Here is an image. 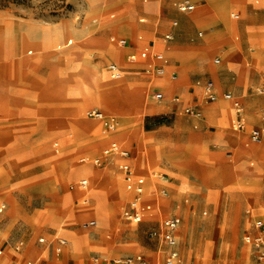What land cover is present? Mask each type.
<instances>
[{"label":"rangeland","instance_id":"rangeland-1","mask_svg":"<svg viewBox=\"0 0 264 264\" xmlns=\"http://www.w3.org/2000/svg\"><path fill=\"white\" fill-rule=\"evenodd\" d=\"M174 1L158 0L159 13L149 16V23L140 24L143 0H0V204H6L0 214V248L5 250L0 264H94L95 259L99 264H114V260L128 257L142 264H153V260L165 264L164 253L171 248L162 242L160 227L172 214L182 218L176 264H262L246 238L256 237L259 223L264 224V142L255 145L249 138L253 129L264 128V0H200V5L209 2L210 7L204 13L198 7L186 16L189 18H182L185 29L192 24L200 27L177 37L176 45L189 46L190 38L205 31L199 44L208 41L210 57L199 63L206 62L218 71L216 77L195 64L188 71L191 76L179 85L193 90L195 79L204 76L198 102L203 116L200 121L169 108V91L175 87L170 79L155 81L165 92V101L159 103L145 83L147 75L112 81L106 74L116 61L131 65L117 50L122 51L118 45L122 36H135V25L139 32L159 27L161 35L177 21L181 26L179 16L185 14L173 7ZM169 11L170 18H165ZM232 15H238L237 19ZM122 18L133 24L119 21ZM132 25L134 29H130ZM113 27L120 28L117 37H112ZM216 30L226 31L210 38ZM68 40L74 41L71 47L56 50ZM102 41L117 48L106 47L111 59L105 55ZM88 42L94 46L89 48ZM234 46V56L224 57V51ZM204 49L195 46L189 51ZM39 55L61 58L65 66L54 73L53 67L40 65L36 60ZM14 58L30 62L26 83L18 78L26 64H12ZM216 58L219 65L214 64ZM83 71L89 77L96 74L105 97L114 98L116 112L109 114L104 108L109 105L81 98L76 80ZM11 73L19 82L10 86V102L6 87ZM57 73L63 80L74 81L73 86L59 82ZM210 81L220 96L215 103L203 102ZM73 89L77 100L70 93ZM227 92L238 96L244 105L243 129L237 128L236 112L223 98ZM175 94L181 99L180 109L196 104L191 101L194 95L187 100ZM143 96L145 102L140 104ZM223 104L227 106L223 108ZM90 108H100L115 120L114 134L108 133L102 121L85 116ZM220 108L221 113L217 112ZM155 113L157 116H150ZM65 116L80 136L70 133ZM88 122H97L95 132L86 134ZM233 131L246 133L247 142L239 144L241 138L236 142L228 138ZM111 142L131 151L130 162L141 171L158 173L152 176L153 190L147 183L144 193L154 203L153 219L129 224L118 216L131 193L124 190L118 177L122 158L104 155ZM169 144L181 146L173 153L171 164ZM169 178L172 190L164 196L161 190ZM83 180L88 181L85 187ZM67 193L70 196L64 207L56 211ZM187 197L192 206L185 204ZM91 221H96V227L86 229L85 224ZM155 232L157 235L151 236ZM40 238H45V243L40 244ZM62 239L69 245L57 256L56 247ZM19 241L25 244L22 253L14 249Z\"/></svg>","mask_w":264,"mask_h":264},{"label":"crops","instance_id":"crops-1","mask_svg":"<svg viewBox=\"0 0 264 264\" xmlns=\"http://www.w3.org/2000/svg\"><path fill=\"white\" fill-rule=\"evenodd\" d=\"M92 1H99V0H92ZM183 1H188V2H190L192 5H194L195 6V9L193 10V11H191V12H182V11H179V12H181L182 14H185V16H179V18L181 19V26L179 25V22L177 21V22H175L176 24L174 25V26H172L171 27V29H169L168 31H166L165 33H163L162 35L159 33V27H151V29H150V31H147V32H145V31H141V32H139V30H138V28H137V26L135 25V29L137 30V32H136V34H135V36L133 37V38H127V37H121L120 39H119V42H118V45H119V47H120V49L122 50V51H120V50H117V48H115L114 46H113V43H111L110 41H109V44H112V45H108V44H106L104 41H102V46H103V51H104V53H105V55H107L108 56V58H110V56L107 54V51H106V47L107 46H110V47H113L114 49H116L117 51H119V52H121V54L123 55V58H125V60H127L128 62H129V64H131V65H129V66H122L123 64L121 63V62H117L116 61V63H112V64H110L108 67H107V69H106V74H107V76L109 77V79L110 80H112V81H120V80H127V76H130V75H141V74H143V75H147V77H148V79L146 80V82L145 83H148L150 86L148 87L149 89H152L153 90V94H152V99L153 100H155L156 102H159V103H162V102H164L165 101V92H164V87L163 86H161V85H159V84H156L155 83V81H156V79L157 78H161V77H165V78H167V79H170L173 83H175V87L173 88V89H171L170 91H169V95L171 94V96L169 97V108H177L178 109V111L180 110V113L181 114H186V115H189V116H191V117H193V118H195V119H197V120H202V118H203V116H202V110H201V105H199L198 104V102L200 101V92H201V89H202V81H203V78H204V76H198L197 77V79H195V77H193V79H195L196 81H195V83H196V88H194L193 90H186L185 88H179V85H182V84H184L185 82H186V80H187V77L188 76H191L190 74H188V71H190V69L195 65V64H198V65H200V66H202L201 68L202 69H204L205 71L207 70V71H209V72H211L214 76H216V77H218V71L217 70H215V69H213L211 66H209L206 62H203L202 64H201V62L199 63V61H201L202 59H206V58H208V57H210V55H209V48H210V46H209V44L205 41V42H203V43H201V44H199L202 40H204L203 38H204V36L206 35V33H205V31H199L198 33H197V35L195 36V37H193V38H190L189 39V43H190V45L189 46H183V45H180V46H177L176 45V40H177V37H179V36H188L190 33H192L193 31H194V28H198V27H200V26H198V25H196V24H192L191 26H190V29H185V27H184V25H183V22H182V18L183 17H185V18H189L190 16L189 15H191L192 13H194L197 9H198V7L200 8V10H201V12L202 13H204V10L206 9V7L207 8H209L210 6H209V2H208V4L207 5H200V0H175L172 4H173V7L174 8H176L177 9V3H179V2H183ZM231 1L232 0H230V3H231ZM143 2L145 3V4H143V5H141L140 7H139V10H140V12L141 13H143V17H141L140 19H139V23L140 24H147V23H149V21H150V19H149V16H152V15H156V14H158L159 13V2H158V0H151L149 3H148V0H143ZM178 10V9H177ZM161 16V14H159V17ZM186 16H189V17H186ZM216 16H217V14H216ZM112 18H114V15H112L111 16ZM237 17H238V15H232V19H237ZM165 18H170V11L166 14V16H165ZM217 19H218V17H217ZM119 21H121V22H128V23H132V22H130V21H128L127 20V18H122V19H120ZM218 21H219V19H218ZM218 23H220V22H218ZM133 24V23H132ZM216 25V24H215ZM214 25V26H215ZM214 26H212V28L214 27ZM130 27V29H134V26L132 25V26H129ZM212 28H210V29H212ZM118 29H120V28H118ZM118 29L116 28H114L113 27V31H112V33H114L115 35H112V37H117L118 35L116 34L117 33V31H118ZM60 35H62L61 34V32H60V30L58 29V30H56ZM226 30H216V31H213L212 33H211V36H210V38H215V37H218L220 34H222L223 32H225ZM167 34H171L172 36H173V39L171 40V41H169V43H167L166 41H165V36L167 35ZM228 34V33H227ZM63 36V35H62ZM45 39V38H44ZM121 40H125L126 42H127V44L126 45H124V46H122L121 44H120V41ZM44 41V40H43ZM42 43V42H41ZM41 43H39V44H41ZM73 43H74V41L73 40H68L67 41V43L65 44V45H63V46H61V47H58L56 50H63V49H67V48H69V47H71L72 45H73ZM89 43V45H88V47L90 48V47H92V46H94V44H90V42H88ZM38 44V45H39ZM195 46H198V47H200L201 49L202 48H205L204 50H203V52L202 51H200L199 53H190V48H192V47H195ZM88 47L86 48V49H88ZM148 50V51H147ZM228 50V51H227ZM43 51H45V50H43ZM226 51L227 52H229L228 54L226 53ZM42 52V51H41ZM154 52H160V53H163L164 55H165V58H166V60H167V63L165 64V72L163 73V74H158L157 73V71H156V68H157V66L158 65H160V63L158 62V61H156V59L153 57V53ZM235 52V46H234V49L233 50H229V49H226L225 51H224V57H226V58H232L234 55H233V53ZM144 53H146L147 55L146 56H143V54ZM212 53V52H211ZM29 56H31V55H33V51H28V53H27ZM40 54H42V53H40ZM214 53H212L211 54V56L213 55ZM171 57H173V58H175V61H174V59H171ZM111 59V58H110ZM36 60L40 63V65L41 66H51V67H53L54 69H55V71H54V73H56V72H58V69H59V67H61V66H63L64 64L63 63H61V58L60 59H56V60H50L49 58H48V55H39L38 56V58H36ZM217 60H219V63H216V61ZM14 61H16L17 62V64L20 62L21 63V66H23L24 64H26V66H25V70L23 71L22 70V72H21V74H20V76H18V78H19V81H22L23 83H26V81H27V78H28V69L30 68V62L28 61V60H17V59H15L14 58V60H12L11 61V63L13 64V62ZM261 62H262V60H260ZM228 62V61H227ZM221 63V61H220V59L219 58H216L215 60H214V64L215 65H219ZM116 65V66H118L119 67V69L121 70V72H122V76L120 77V78H118V79H113L112 77H111V72H110V70H109V67L111 66V65ZM122 64V65H121ZM65 66V65H64ZM228 66H229V63H228ZM228 72L229 73H233V70H229V67H228ZM165 74V75H164ZM234 74V73H233ZM235 76H236V74H234ZM225 76H227V75H225ZM57 80L59 81V82H61V81H63V82H65L66 80H63L62 78H59L58 77V73H57ZM17 79H16V76H15V74L14 73H11V82H10V84H8V87H6V88H8V90H9V95H10V99H9V101L11 102V100H12V94H11V92H10V90H11V88L12 87H10L11 86V84H13V83H16V82H19ZM213 82V81H212ZM66 83H68L69 85H72L73 86V84H74V81L72 82V81H66ZM214 83V82H213ZM236 83H237V85H239V81H238V78L236 77ZM66 86H67V84H66ZM134 88V90H136V86H133ZM205 87H206V85H205ZM214 87H215V89H214V91H215V93L218 95V100H219V93L217 92V90H216V86H215V83H214ZM74 88V87H73ZM75 91H77V90H75V89H73L70 93L72 94V92H73V95L75 96L74 97V99L76 98V100H77V98H79V96L75 93ZM5 93V91L3 92V94ZM69 93V94H70ZM157 93H161V94H163V99L162 100H160V101H158V100H156L155 98H154V96L157 94ZM175 93H179V94H181L182 96H185L186 98H187V100L192 96V95H194L192 98H191V101H192V103H196V104H194V105H188V106H186V107H184V108H182V109H180V106H181V99H180V97H179V95H177V94H175ZM227 93H231V92H227ZM5 94H7V93H5ZM224 94H226V93H224ZM224 94H223V98H224ZM232 94V93H231ZM237 100H239L241 103H242V101L240 100V98L238 97V96H236V95H234V94H232ZM174 96V97H173ZM204 99H203V102H205V103H208V102H210V101H208L207 100V98H206V95H205V88H204ZM173 97V99L171 100V98ZM102 98V99H101ZM88 100H89V98H88ZM90 100H98V102H100L103 106H104V104H108L110 107L109 108H107V107H105L104 106V108H105V110H106V112L107 113H109V114H112V113H114V112H116V109H115V107H114V99H111V98H109V97H103V96H101L100 98H97V99H90ZM217 100V101H218ZM224 100H226L225 98H224ZM217 101H215V102H217ZM226 101H228V102H230L231 104H232V106H233V108H234V110H235V107H234V104H233V102L232 101H229V100H226ZM9 102V103H10ZM140 104L141 103H143V102H145V97L143 96V98H141L140 99ZM215 102H212V103H215ZM242 105H243V103H242ZM243 107H244V105H243ZM187 108H194V109H196L197 111H199L200 113H201V115L200 116H194V115H190V114H187L186 113V109ZM96 108H90V109H87L86 110V112H85V116L86 117H88V118H90L89 116H88V113L91 111V110H95ZM75 110V112H76V109H74ZM96 110H100V111H102L104 114H105V112L102 110V109H100V108H97ZM154 110L157 112L158 111V109H157V107H154ZM208 111V110H207ZM220 111V112H219ZM221 111H222V109L220 108L217 112H219V113H221ZM209 112H211V111H209ZM235 112H236V110H235ZM77 113V112H76ZM215 114V113H214ZM106 115V114H105ZM245 111H244V113H243V119H244V121H246V118H245ZM108 116V115H107ZM150 116H157V114L155 113V114H152V115H150ZM65 118H66V120H67V122H65L67 125H66V127L69 129V131H70V133L71 134H73L74 136H76V137H78V136H80V135H78V134H76V133H74L73 131H72V124H71V122L67 119V117L65 116ZM93 119V118H92ZM94 120H97V119H94ZM236 120H237V114H236ZM86 121V120H85ZM87 122V121H86ZM97 122H100V120H97ZM97 122L96 123H90V122H88V123H90V124H87L86 125V131L88 132V133H86V134H89V133H91V132H95L96 130H97V126H96V124H97ZM256 129H261L260 127L259 128H256ZM24 130L25 129H23L22 131L24 132ZM254 130V129H253ZM26 131V130H25ZM107 131H108V133H112V134H114L115 133V131L114 132H112V131H110V130H108L107 129ZM233 132H235V133H230L229 134V136H228V138H231L232 140H234L235 141V139H237V138H241V141H239L238 143L240 144L241 142H244V141H246L247 142V134L246 133H243V132H238V131H233ZM252 132V131H251ZM251 132H250V134H249V138H250V141L253 143V144H255V145H261V144H263V142H264V140L261 142V143H254L253 141H252V139H251ZM238 133H240V134H242V137H236L235 135L236 134H238ZM83 135H85V134H83ZM82 136V135H81ZM115 139V138H114ZM191 139V138H190ZM189 139V140H190ZM199 144H201V142H200V140H198L197 138H194ZM116 140V139H115ZM114 141V140H113ZM236 142V141H235ZM111 144H112V142H111ZM119 147V150H120V152L121 151H127V152H130V154H132V156L130 157V159L128 160V161H125L124 159H121L122 161H123V164L125 163V162H129L130 163V165L133 167V169H134V171H135V173H136V175L138 176V177H143L145 180H146V186H147V183H150V186H151V188H152V190H153V180H152V176H157L158 175V173L156 172V173H154V174H150L148 171H141L140 169H138L137 167H136V164H132L131 162H130V160H132L133 159V153L131 152V151H129V150H127V149H124V148H121L120 146H118ZM180 147V148H179ZM245 147H249V145L247 144ZM179 149H181V146H174V145H170L169 144V152H171V154H169V157L171 158L170 160H169V164H171V163H173V156H174V154L173 153H175L177 150H179ZM199 150H197V152H198ZM197 152H195V153H197ZM243 156V155H242ZM109 157V156H108ZM244 157H250V156H244ZM122 164V165H123ZM121 165V166H122ZM119 171H120V173H119V176L118 177H120L121 178V180H122V182H123V185H124V190L127 192V190H126V187H125V181H124V174H123V172H122V170H121V167H120V169H119ZM148 175H149V178H148ZM114 179V178H113ZM113 179L112 180H110L108 183L110 184V186H111V182L113 181ZM119 179V178H118ZM164 179V178H163ZM171 179L172 178H169L168 180H166L167 181V184L169 185V187H168V185H163V189L161 190V192L163 191V190H166L167 192H168V190H169V192H170V190H172V183H171ZM84 181V180H83ZM82 182V181H81ZM88 182V181H87ZM82 185V184H81ZM170 185H171V187H170ZM83 186V185H82ZM87 186V185H86ZM145 186V189L147 190V187ZM83 187H85V186H83ZM168 192V193H169ZM131 193V192H130ZM68 196H70V194H65L64 196H63V198L61 199V204L60 205H58V206H55V209H56V211L59 209V208H62V207H64V203H65V201L67 200V197ZM134 196V194L133 193H131V197L129 198V201L132 199V197ZM77 197H79V196H77ZM149 195L147 196H145V194H144V199H145V201H147V202H149V203H151V205H152V208H153V201H151V200H149ZM76 197H74V199H75ZM73 199V200H74ZM184 202H185V204H187V205H190V206H192V203H191V200H190V198L189 197H187V198H185V200H184ZM127 206H128V204H127ZM126 206V207H127ZM51 207H54V206H51ZM125 207V208H126ZM1 208H3L4 210H3V212L2 213H4V211H5V209H6V204L5 203H2V204H0V209ZM124 208V209H125ZM123 209V210H124ZM123 210H122V212H123ZM153 210H151L145 217H144V219H143V221L145 220L146 221V219L148 220V219H153L154 217H155V212L153 211ZM122 212L120 213V215L122 214ZM2 213H0V214H2ZM120 215H118L119 217H120V219L121 220H124L123 218H122V216H120ZM203 215L205 216V215H207V212H203ZM41 217V216H40ZM174 217H177V218H179L180 220H181V224H180V227H179V229H178V232H177V240H178V242H179V234H180V229H181V225H182V218H181V216L180 215H176V214H172L168 219H170V218H174ZM167 220V219H166ZM54 221L55 220H53V222H51V224L52 223H54ZM125 222H127L126 220H124ZM142 221V222H143ZM95 223H96V221H94ZM127 223H129V222H127ZM129 224H133V223H129ZM96 227V225L94 226V227H88V228H86V229H89V228H95ZM162 227V226H161ZM161 227H160V231H161ZM40 239H44V243H45V238H40ZM39 239V240H40ZM65 240H67V239H65ZM161 240H162V242H164L163 241V238H162V236H161ZM67 242H68V244H67V246L69 245V241L67 240ZM40 243V242H39ZM165 243V242H164ZM40 244H43V243H40ZM166 244V243H165ZM167 245V244H166ZM58 246V245H57ZM66 246V247H67ZM168 246V245H167ZM177 246H178V244H177ZM177 246L175 247V248H171V250L169 251V252H167V254L166 253H164V257H165V264H166V259H167V257H168V255L170 254V252L171 251H173V250H176L177 252H178V250H177ZM24 247H25V244H24V246L22 247V249H21V251H17V252H20V253H22V251H23V249H24ZM65 247V248H66ZM169 247V246H168ZM2 249H4L3 247H1ZM65 248H63V250L65 249ZM56 249H57V247H56ZM6 251H8V249L6 250ZM57 251V250H56ZM4 252H5V250H4ZM63 253V251L60 253V254H62ZM157 253V252H156ZM59 253H57V256H59L60 255ZM178 254H179V252H178ZM4 257V253H3V256L2 257H0V259L1 258H3ZM128 258H131V257H128ZM123 259H127V258H123ZM134 259V258H133ZM78 260V259H77ZM178 260H179V258H178ZM178 260L176 261V263L178 262ZM115 261V260H114ZM113 261V262H114ZM145 264H147L146 262H144ZM175 263V264H176ZM27 264H31V262H27ZM134 264H142V262H137L135 259H134ZM148 264H149V262H148ZM153 264H154V260H153ZM263 264V263H262Z\"/></svg>","mask_w":264,"mask_h":264},{"label":"built area","instance_id":"built-area-1","mask_svg":"<svg viewBox=\"0 0 264 264\" xmlns=\"http://www.w3.org/2000/svg\"><path fill=\"white\" fill-rule=\"evenodd\" d=\"M177 9L182 12H191L195 9V6L192 5L188 1H183L177 3ZM173 39V36L171 34H167L165 36V41L169 43ZM120 44L122 46L126 45L127 42L125 40H121ZM148 51V50H147ZM147 54L144 53L143 56H146ZM153 57L160 63V65L157 66L156 71L158 74H163L165 72V64L167 63V60L165 58V55L160 52H154ZM216 63H219V60L216 61ZM109 70L111 72V77L113 79H118L122 76V72L116 65H111L109 67ZM214 83L212 81L208 82L205 87V95L208 101L215 102L218 100V95L214 91ZM154 98L158 101L163 99V94L157 93ZM224 98L226 100L232 101L236 110L237 114V128L243 129L245 126V121L243 119V113H244V107L242 103L237 100L231 93L224 94ZM186 113L194 116H200L201 113L197 111L194 108H187ZM88 116L93 119H97L102 121L106 124L107 129L114 132L116 131L117 125L115 120L110 119L107 115H105L100 110H91L88 113ZM251 139L254 143H261L264 140V128L261 129H254L251 132ZM119 154V156L124 159L125 161H128L131 157L130 152H120L118 145L112 144L111 149L104 152V155L106 156H113ZM121 170L124 174V181H125V187L128 192H131L134 194L132 199L129 201L128 206L123 210L121 216L124 220H126L129 223L133 224H139L143 221L144 217L152 210L151 203L145 201L144 199V193H145V186H146V180L143 177H138L133 169V167L130 165L129 162H125L121 166ZM81 184L83 186H86L88 182L86 180L82 181ZM162 195L167 196L168 192L166 190L162 191ZM3 208L0 209V213L3 212ZM181 220L177 217L167 219L163 222L161 227V236L163 238V241L171 248H175L178 244L177 240V232L180 227ZM96 223L94 221H91L87 224H85V227H94ZM259 234L252 238L251 236H247L246 241L248 243H251L256 252H257V259L259 262L264 264V224L259 223ZM157 233L151 234V236H155ZM40 243H44V239L39 240ZM68 242L65 239H62L59 241L57 246V253H61L63 251V248L67 246ZM24 246L23 241H19L15 244L14 249L16 251H21L22 247ZM4 253V249L0 248V257H2ZM179 258V254L176 250H173L170 252L166 259V264H175L176 261ZM98 260L95 259L94 264H99L97 262ZM114 264H134L133 258H127V259H118L113 262Z\"/></svg>","mask_w":264,"mask_h":264},{"label":"bare ground","instance_id":"bare-ground-1","mask_svg":"<svg viewBox=\"0 0 264 264\" xmlns=\"http://www.w3.org/2000/svg\"><path fill=\"white\" fill-rule=\"evenodd\" d=\"M6 43V42H5ZM165 75V74H164ZM77 89L80 90L81 98H83L85 101L89 99H97L101 96L105 97L104 93L102 92V86L99 85V81L97 80L96 74L92 73V75L86 76L85 72L83 71L82 75L77 78ZM105 83H108L107 80H105ZM113 87V86H112ZM110 88V87H109ZM105 89V88H104ZM122 89V88H121ZM122 93V92H121ZM122 97V96H121ZM110 98V97H109ZM117 98V97H116ZM123 98V97H122ZM102 99V98H101ZM114 99V98H112ZM125 99V98H124ZM108 105V104H106ZM227 105H222L223 108H225ZM107 107V106H106ZM222 108V109H223ZM230 109V108H229ZM228 114H230V110L228 111ZM121 152H127V151H121ZM169 207V204L167 205ZM88 228V227H86ZM185 242H188L187 237L185 236ZM3 256V255H2Z\"/></svg>","mask_w":264,"mask_h":264}]
</instances>
